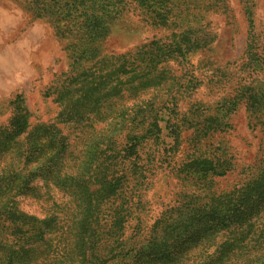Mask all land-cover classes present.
<instances>
[{"label": "rangeland", "instance_id": "374dc122", "mask_svg": "<svg viewBox=\"0 0 264 264\" xmlns=\"http://www.w3.org/2000/svg\"><path fill=\"white\" fill-rule=\"evenodd\" d=\"M71 1L0 0V264H264V0Z\"/></svg>", "mask_w": 264, "mask_h": 264}, {"label": "trees", "instance_id": "16d2710c", "mask_svg": "<svg viewBox=\"0 0 264 264\" xmlns=\"http://www.w3.org/2000/svg\"><path fill=\"white\" fill-rule=\"evenodd\" d=\"M127 4L129 3L126 0H72L69 3V11H67V16L71 17L74 14V19H79L75 23L79 24L80 28L84 26L88 32L92 33L95 40L102 37L105 33L107 29L105 25L107 20L114 21L115 19H117V17H119L129 9L126 8ZM85 43L86 45L88 44V42ZM262 50L264 51V47L262 48ZM180 58L182 60L183 57ZM161 59H165V61H168V59L166 58ZM156 62L157 61H155L154 64H156ZM17 99L18 100L16 102L14 101L16 105L13 107L12 116L8 123V126H6V128L0 132V153L4 152L6 149H9V145L11 144L10 142L17 139L21 134L23 135L26 132L28 126V114L26 112V109L21 104L22 100L19 97H17ZM157 113L158 112L156 111H152L148 115V117H154L158 115ZM28 174L30 176L23 178V183L19 184L20 186L18 187V191L23 189L25 185H28L30 179L33 177V173L29 172ZM11 183L8 188H3L4 186L0 185V190L2 189L4 193L9 192L12 189L10 188L12 187ZM6 207L8 208V211L3 213L9 215L10 217L13 216L11 218V221L13 223L12 232L16 235L22 234V241L26 243L27 240L30 239L29 236L31 235V233L35 231V229H33V225L35 226L36 223L33 222L39 223L40 221L38 222L33 217L20 213L18 210H16L17 208L9 206L6 202L0 204V209ZM29 221L31 223H29ZM0 226V233H2L4 232V226L1 223ZM28 245L29 247H32L34 245V242L28 243Z\"/></svg>", "mask_w": 264, "mask_h": 264}]
</instances>
